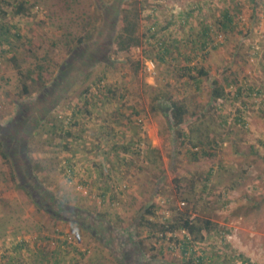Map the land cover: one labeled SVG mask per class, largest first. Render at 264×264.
Instances as JSON below:
<instances>
[{
  "label": "rangeland",
  "instance_id": "1",
  "mask_svg": "<svg viewBox=\"0 0 264 264\" xmlns=\"http://www.w3.org/2000/svg\"><path fill=\"white\" fill-rule=\"evenodd\" d=\"M26 1L22 15L0 5V25L15 36L10 46L0 45V264H180L178 245L152 235L139 218L142 214L144 219L162 223L173 209L187 206L185 199L194 207V216L217 223L218 232L230 231L226 237L232 249L264 264V104L256 100L250 105V100L245 109L242 99H233L231 89L218 113L211 107L209 93L215 78L221 83L246 79L262 84L264 93V0L255 5L251 0ZM197 3L202 11H195L189 24L182 27L176 19L167 26L172 15ZM226 7L233 14L239 8L238 27L226 41L221 32H212L214 42L223 44L209 52L203 64L209 76L199 92L182 70L184 55H190V42L200 36L202 21L212 23ZM125 12L137 23L141 45L123 52L113 43L105 60L85 64L89 49L85 40L103 31L107 35L102 40L111 41L125 25ZM155 32L172 43V39L181 40L175 44L181 48L164 63L155 59L148 40ZM79 39L84 44L78 49ZM76 57L79 64L71 61ZM174 57L177 61H172ZM148 62L154 64L152 71ZM62 70L68 90H62L58 98L61 92L53 83ZM42 83L48 89L23 94L24 84H34L33 89ZM99 85L110 89L114 100L90 107L86 123L89 116L83 113L80 122L86 130L81 140L71 144L58 129L50 133L45 124L35 133L30 131L36 128H29L32 164H24L15 136L20 111L29 109L32 122L40 115L41 104L47 107L45 113L50 110L46 119L59 127L73 105L85 111L86 87L96 92ZM166 96L188 107L184 128H199L197 139L206 142L218 136L221 147L211 146L212 158L198 154L195 160L193 153L198 150L172 137ZM157 97L161 100L156 101ZM237 109L248 129L234 126L221 141L219 133L224 130L215 124L219 119L213 124L210 119L221 114L237 116ZM133 110L139 114L129 123L126 115ZM203 113L204 118H197ZM206 125L213 129L207 136L203 135ZM69 159L72 177L67 171ZM209 170L212 176L206 182ZM102 188L109 189L105 197ZM35 199L45 200L46 209L38 207ZM152 203L157 205L154 218L144 215ZM62 205L65 210L59 208ZM218 235L211 237L215 250L226 251Z\"/></svg>",
  "mask_w": 264,
  "mask_h": 264
},
{
  "label": "trees",
  "instance_id": "2",
  "mask_svg": "<svg viewBox=\"0 0 264 264\" xmlns=\"http://www.w3.org/2000/svg\"><path fill=\"white\" fill-rule=\"evenodd\" d=\"M252 4L255 5L257 3V0H251ZM26 0H0V5H5L6 7L13 8L12 12L14 15H22L26 11L25 5H27ZM199 5H195L194 7L188 6V8H184V10L179 11L178 14L172 15V18L167 22V26L169 27L175 20L177 19L181 26L184 27V25L189 24V20H192V18H195L194 12L202 10L201 3H197ZM233 9L231 7H226L221 9L219 12V16L212 22V23H203V28L200 31V36L196 38L194 41L190 42L193 46L190 47V55H184L186 65L183 67V71L187 72V76L189 81L192 85H195V88L197 91H201V84L203 82L204 77L209 76V71L206 70L204 67V63L206 62L209 52L212 50H216L219 46L223 44L221 41L220 43L214 42V38L212 36L217 34V32H221L224 35V41L227 40V35L229 32L235 31V29L238 27V23H236L235 18L236 15L239 12V8H236L235 14L232 12ZM1 11V10H0ZM3 11V10H2ZM134 16L136 17L134 20L136 21L138 13L137 11H134ZM125 25H123L122 30L118 31V34L115 33L116 30L112 28L111 35L116 36L111 39V41H105L102 40L105 35H107L105 32L101 31L98 36H93L85 40V48L87 51H85V64L86 63H100L102 59H106L107 55L109 53V50L111 49V46L113 43H116L117 48L119 51H128L133 47H138L141 45V37L137 34V23H133L131 20L128 19V14L125 12L124 19ZM1 26V25H0ZM155 26V25H154ZM153 27H150V29ZM213 32V33H212ZM103 36V38H102ZM165 35H162V38L158 37V34L151 33L148 36V40L151 41V45L154 48L155 51V59L159 63H164L167 61L168 56L173 51H178L181 47L180 45H175L176 42L178 43L181 40L178 39H172V41L169 42L164 37ZM15 36H11L10 32L6 28V26L0 27V45L7 44L10 46L13 42ZM217 37V36H216ZM110 36L108 37V39ZM183 41V39H182ZM84 44L82 39H79L78 46L76 48H80V46ZM173 44V45H171ZM183 47L187 48L188 45L183 42ZM198 51V53H196ZM171 60V59H170ZM71 61H73L74 64H79V59L76 57L75 60L71 58ZM172 61H177V58H172ZM193 61H197V64H193ZM80 62V61H79ZM90 66V65H89ZM92 66V65H91ZM80 66L78 67L79 70ZM75 72L77 73L78 71ZM41 72V68L39 69ZM72 72V70H71ZM81 72V71H80ZM33 72H27L25 75L27 79L31 78ZM78 74V73H77ZM65 77L63 70L59 72V75L53 83L54 87L58 92H61L58 94V98H61V94L68 90L67 83H63V78ZM102 80V79H100ZM34 81L31 80V83ZM29 85V86H28ZM34 86V84H24L23 85V94L29 95L36 91H41L48 89V86L44 83L37 85L33 89H30ZM70 86V85H69ZM60 88V89H59ZM96 92L93 90L92 87H86L85 89V111L80 107L78 104L73 105L72 108L69 109V111L63 116L62 126L60 125L57 127L56 125H53V123L49 122L47 118L48 113L44 112L47 107H44L43 105L38 106V110L40 115H38V118L32 122H30V119L32 115L30 114V110H21V114L19 115L18 124L15 126V128L19 131L23 129V132H18L15 129V136L18 139L17 143L20 148V150L23 151L24 155V164L28 166V164H32L31 160L28 157V141L30 138L29 128H36L35 130H31V133H35L36 130L38 131L43 125H46V128L49 130L50 133L55 132V129H58L63 137H66L69 142L75 143L81 140L83 137L84 128L83 123L80 122V118L83 116V113L85 112V118H88L85 120L89 121L91 118V109L92 108H98V104H104L111 103L113 99V96H109L112 91L110 89H107L104 86H98L96 87ZM101 88V91H99ZM231 89H233V99L234 100H241V104L245 109L249 105V101L251 100L250 105H255L256 100H261L262 104H264V93H263V85H254L248 83L246 79L239 80L237 78L231 80V81H225V83H221L218 79H211L209 83V93H210V99L214 103L211 107H213L218 113L220 111H223V105L224 100H227L226 97L230 94ZM62 90H64L62 92ZM162 96H164L162 94ZM57 98V99H58ZM121 99H124L121 97ZM157 100H161L160 97H157ZM155 101V100H154ZM167 106H168V118L169 123L171 125V128L173 129V135L172 136L175 140L181 139L182 144H185V141H188L190 145H192L191 148L198 150L194 154V159L198 160V154L199 156L203 157H210L212 158L214 154L211 152V146L215 145V148H220L221 145H219V138L217 136V139L214 138L213 141H201L197 139V134L199 133L200 129L195 127H190L188 130H186L185 122L186 117L190 115L188 107L180 100H174L171 96H166L165 99ZM257 104V103H256ZM133 105V104H132ZM132 105H129L131 109H135ZM128 107V108H129ZM68 110V109H67ZM117 111L115 112V114ZM237 116L233 115V117L228 115H220V117L212 118L210 121H212V124L215 120L219 119L218 123H215L217 127H222L224 131L219 133V136H221V141H223L222 136L229 135L234 129V126L240 127L241 130H247V122L246 119L243 117L244 115L241 113L240 109L236 110ZM241 113V114H240ZM139 112H130L128 115H126V119L131 122V118L133 116H137ZM197 118H204V113L202 115H198ZM216 122V121H215ZM43 124V125H42ZM30 126V127H28ZM140 127V126H139ZM205 130H203V135H206L210 133L213 129H210V126L206 125L204 126ZM54 129V130H53ZM177 133V134H176ZM197 137H196V136ZM202 136V135H201ZM77 144V143H76ZM98 145V144H97ZM118 146V145H115ZM3 148V145L0 141V149ZM117 148V147H116ZM207 148V149H206ZM124 150H127V148H124ZM2 151V150H1ZM85 151L87 152L88 149L85 147ZM3 152V151H2ZM128 153V152H127ZM1 155L5 158H7V155L5 153H1ZM33 171V167H32ZM67 171L69 172L70 176H74V167L72 166V163L69 159L67 162ZM212 176V170H209L207 172V177L205 179L206 182H209ZM193 185L189 189H193ZM105 190V192L102 194V197H105L107 195V192L109 189L102 188ZM207 189V184H204V190ZM185 201L188 203L186 204L184 201H182L183 205L186 204V207L180 208L176 207L171 211L169 217L165 219L162 223H158L149 219H144V216L141 214L139 218V223H142L144 220L147 223V226L150 228V232L152 235L159 234L162 240L165 238H168L171 241H174L175 244L178 245L179 250L182 254V261L180 264H258L256 262H253L250 260V258L246 257L242 253H238L235 249L231 248L230 243L227 240V234L230 232L229 230H224L222 232H218V224L214 223L211 220L199 217L197 215L194 216L195 209L194 207H190L191 203L188 202L187 199ZM45 200H38L35 199V204L40 207L46 209V206L44 205ZM59 204H57L58 206ZM60 209L65 210L64 205L59 207ZM157 211V205L155 203L150 204L144 211V215L156 217ZM181 233L182 235L178 238L176 235L177 233ZM222 232V233H221ZM220 234V235H218ZM169 235V237H167ZM176 235L175 237H173ZM221 240V246L223 250L226 251H218L215 250L214 242L212 241V236H217ZM211 238V239H208ZM205 242H209L205 247H201V245ZM204 246V245H203ZM199 247V249L197 248ZM208 247L211 249L206 250ZM171 248H173L171 246ZM155 258V257H153ZM146 264H152V263H146Z\"/></svg>",
  "mask_w": 264,
  "mask_h": 264
},
{
  "label": "built area",
  "instance_id": "3",
  "mask_svg": "<svg viewBox=\"0 0 264 264\" xmlns=\"http://www.w3.org/2000/svg\"><path fill=\"white\" fill-rule=\"evenodd\" d=\"M146 65H147L148 70L150 71H152L155 68L153 62H148Z\"/></svg>",
  "mask_w": 264,
  "mask_h": 264
}]
</instances>
